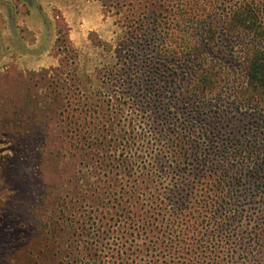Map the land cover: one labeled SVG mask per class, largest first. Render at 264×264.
<instances>
[{
  "label": "rangeland",
  "instance_id": "374dc122",
  "mask_svg": "<svg viewBox=\"0 0 264 264\" xmlns=\"http://www.w3.org/2000/svg\"><path fill=\"white\" fill-rule=\"evenodd\" d=\"M240 1L0 0V264L111 262L96 235L117 234L130 264H251L244 233L196 226L193 212L208 185L210 210L225 196L263 220L264 128L224 93L201 102L187 85L199 69L243 74L249 38L225 25ZM139 120L162 140L175 125L206 128L211 178L193 180V148L157 151Z\"/></svg>",
  "mask_w": 264,
  "mask_h": 264
},
{
  "label": "trees",
  "instance_id": "16d2710c",
  "mask_svg": "<svg viewBox=\"0 0 264 264\" xmlns=\"http://www.w3.org/2000/svg\"><path fill=\"white\" fill-rule=\"evenodd\" d=\"M225 7L227 9V22L225 21V25H228L226 27L229 31H236L240 34L244 33L246 34V37L249 38L246 47L247 61L244 65L243 74L236 78L228 76L227 78L216 80L215 76H208V73L210 72H203V69H199L194 77L193 75H190L187 85L191 88H195L198 94L202 97H204L205 94L208 95V98L210 95H216L213 94L216 92L224 93V95L228 97L229 104L235 109L238 108L240 110L245 109L250 110L251 112H256L259 116L257 119L258 124L260 127L264 128V0H241L238 4L234 3ZM205 100L206 98L204 97L201 99V102H204ZM129 115L135 117V119L138 118L133 112H130ZM140 118L142 117L140 116ZM146 120L149 121V119H145V121ZM140 125L137 126L140 128L139 130L140 133H142V136L144 138L150 136V138L155 139L156 142L154 144L157 145L156 150L159 152L167 151L174 153V151H177L176 154L180 155V150L185 149V151H187L193 148V160H195L196 163L193 180L199 182V179H203L204 177L208 179L211 178L210 174L207 173L212 171L211 162L213 161V158L206 154L207 148H202L206 139H209L207 138L206 128L203 130L201 127H198V129L195 128L193 132H188L187 135L181 132L184 130L182 127L180 128L178 125H175L171 138L169 137L162 140V138L158 139L159 136L157 133H154L150 127H146L145 122L143 123L142 120L140 121ZM177 149H179V151ZM249 152L250 150H233L232 153L234 156L243 157L244 154ZM241 153L244 154L241 155ZM173 156L175 157V153ZM218 173L219 177L217 175V179L218 181H221V184H223L224 187L225 182L222 180L224 177V170H220ZM201 188L209 189L202 194V204H200L198 200L200 211L198 210L196 213L193 212V220L197 223L196 226L215 221V227L218 226V230H225V232H227L226 230L230 231L231 229V231L236 233L235 240L237 242L241 241L240 236L244 233L245 237H247V241H250L249 245L251 246H249L250 250H245L240 253L241 259L251 264H264V258H261L260 252L261 248L264 247V234L261 235L260 233L255 232L257 225L263 222L264 218L259 222L261 217L252 214L250 212L251 208L228 207L226 202H224L225 196L217 198L216 201L213 202L215 211L210 210L211 206L210 208L208 207L210 196L209 193H207L210 191V187L204 185L201 186ZM130 194L133 195V192ZM121 195L122 194L119 192L117 198H120ZM119 209V217L125 215V219H128V221L126 220L128 229L144 230V227L147 225L145 222L146 220L141 219L143 225H140L138 224V220L140 219H135L133 214H136V212L132 213L130 207H120ZM100 219H103V217ZM221 219L223 221H220ZM104 225L105 224L102 223L98 228L100 229L103 227L101 230L102 233L106 232V230H104ZM96 232L98 233L99 230H96ZM96 236L97 239L95 240V243H99L101 248L103 247L100 250L106 248L107 250L116 252L115 254H112V256H114L113 261L109 262L104 260V262L100 261L99 264H130L127 261L128 257L126 256V251L130 250V245L126 246L125 241L122 242L123 235H115L114 242L110 245L107 244L110 243L107 238H105L106 242L103 243L102 241L104 238L99 235ZM244 242L246 241L244 240ZM203 243H206L205 239L200 240L199 242L200 245H203ZM105 244L107 246L104 247L103 245ZM214 245V242L213 245H209V251L207 253L211 254V250L215 249ZM204 247H206V245H204ZM128 255H130V253ZM100 258L103 259V256ZM231 258V255H226L223 261L229 263L228 259Z\"/></svg>",
  "mask_w": 264,
  "mask_h": 264
}]
</instances>
